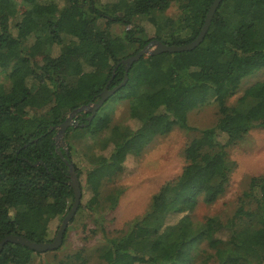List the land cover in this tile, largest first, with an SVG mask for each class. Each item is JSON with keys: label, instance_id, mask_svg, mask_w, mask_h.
<instances>
[{"label": "trees", "instance_id": "trees-1", "mask_svg": "<svg viewBox=\"0 0 264 264\" xmlns=\"http://www.w3.org/2000/svg\"><path fill=\"white\" fill-rule=\"evenodd\" d=\"M212 2L0 0V74L8 80L7 85L0 82V241L9 235L53 241L57 223L74 202L67 164L80 187L86 173L91 197L78 208L90 214V233L103 236L91 250L59 263L6 243L0 264H192L201 244L206 254L196 264H264V174L249 179L229 220L210 217L195 225L191 219L199 198L211 205L224 194L231 171L227 150L250 130L264 129V82H255L227 104L244 78L264 70V0H222L195 49L134 62L126 84L109 100L129 101L138 128L125 135L112 128L98 149L97 163L89 166L72 147L66 152L55 140L65 115L95 103L112 74L109 86L121 83L124 66L114 70L121 60L151 40L169 46L191 43ZM172 6L177 16L162 20L158 14ZM113 25L123 26L120 35L110 33ZM210 101L214 123L185 148L180 175L160 187L140 218L108 237L102 221L117 206L121 190L105 196L103 185L122 173L127 156L142 153L149 138L175 127L195 131L188 114ZM40 109L44 116L37 114ZM79 114L83 129L92 134L109 124L107 115L96 113L89 122L90 113Z\"/></svg>", "mask_w": 264, "mask_h": 264}, {"label": "rangeland", "instance_id": "rangeland-1", "mask_svg": "<svg viewBox=\"0 0 264 264\" xmlns=\"http://www.w3.org/2000/svg\"><path fill=\"white\" fill-rule=\"evenodd\" d=\"M177 14V7L172 6L165 12L158 14V16L165 20L175 18ZM140 20L142 19L139 18L136 22L140 23ZM150 28L151 26L147 24L148 37H152ZM123 30V26L113 25L110 28V33L120 35ZM0 82L5 85L8 84V80L3 77V74H0ZM255 82H264V70L244 78L238 91L228 99L227 104H234L243 91ZM129 110L130 104L127 100L116 101L115 98L108 100L97 113L107 115L109 124L106 129L93 134L84 130L83 124L75 122L74 117H70L73 111L67 114L65 112V120L70 118L71 122L74 121L72 125L67 126L66 130L69 127H74L76 131L74 129L66 133L65 130L61 134L58 129L55 135L56 143L58 147L66 152L68 146L72 147L75 153L91 166L98 162V149L104 140L112 136V128L117 127L118 132L124 135L138 128L139 124L131 119ZM214 113L215 106L210 101L206 106L196 108L188 114V123L195 128V131H186L175 127L167 135L149 138L146 147L139 156L129 155L126 157L122 173L111 182L103 185L102 188V194L105 196L115 190H121L117 206L113 211L105 213V219L102 221L104 232L108 237L117 236L119 232L126 230L134 220L140 218L149 209L151 197L157 193L160 187L180 175L185 166L183 157L185 148L192 139L199 136V130L214 123ZM37 114L44 116L45 109L37 110ZM227 153L231 163V171L225 192L211 205H205L199 198L191 217L195 225L204 223L210 217H217L223 222L229 220L238 206V198L247 188L249 179L264 174V129L255 128L250 130L235 146L230 147ZM85 176L86 173L80 177L81 187L79 185L80 204L83 208L91 197L90 192L85 189ZM60 224L61 221L57 223L58 228ZM93 229L94 225L90 214L85 209L80 211L77 208L66 226L65 239L62 241L61 246L55 251L43 253L44 261L50 260L59 263V261L78 251L91 250L103 242L101 232L95 235L90 233ZM205 248V244L198 247L194 255H199V257L197 261L193 260L192 264L198 263L201 257L206 254V252L201 251Z\"/></svg>", "mask_w": 264, "mask_h": 264}, {"label": "water", "instance_id": "water-1", "mask_svg": "<svg viewBox=\"0 0 264 264\" xmlns=\"http://www.w3.org/2000/svg\"><path fill=\"white\" fill-rule=\"evenodd\" d=\"M221 1L222 0H213V2L211 4V6L209 7L208 12L206 14V18H205V21H204V24L201 28L200 33L191 43H188V44H185L182 46H169V45L163 44L159 40H151L143 49L139 50L134 55L129 56L128 58H126L124 60H121L115 66L114 70H116L119 67V65H124V77H123V80L121 81V83H119L113 89L108 90V85L114 77V75L112 74L111 79L106 83L103 91L99 94V99L97 100V102L94 104H91L92 106H89L90 104H88V105H85L83 107H80L78 110H74L73 114L70 117H75L77 113L79 114L81 112H88V113H90V116L88 118V121L90 122L95 117L97 111L105 103L107 98L112 96L113 94H115L120 88H122L126 84V82L128 80L129 68L132 66V64L134 62L138 61L140 58H142L144 56H155V55H159V54H163V53L188 52V51L195 49L202 42V40H203V38H204V36H205L209 26H210L212 17L215 14V11L217 10ZM73 123H74V121L71 122L70 118L65 120V122H63L59 127L60 133L62 134L66 130L67 126L69 124L72 125ZM74 126H77V125H74ZM67 165L69 167V173H70V178H71L70 184H71L72 189H73L74 202H73V205H72L70 211L63 218V220H62V222L58 228L57 234H56L55 238L53 239V241L48 242V243H35V242H31V241L27 240L26 238H24L22 236L9 235L0 241V252L2 251V249L6 243L18 244V245L27 247L28 249L33 250V251L38 252V253L55 251L61 246L66 226H67L68 222L71 220V218L73 217L75 211L77 210V208L79 206L80 195H81L78 178H77L76 173L73 169V166L71 164H67Z\"/></svg>", "mask_w": 264, "mask_h": 264}, {"label": "flooded vegetation", "instance_id": "flooded-vegetation-1", "mask_svg": "<svg viewBox=\"0 0 264 264\" xmlns=\"http://www.w3.org/2000/svg\"><path fill=\"white\" fill-rule=\"evenodd\" d=\"M123 66H124V65H123ZM109 85H110V83H109ZM109 85H108V90H111V89H113L114 87H116L118 84H117V85H113L112 87H110ZM109 87H110V88H109ZM99 94H100V93H99ZM111 97H112V96H111ZM111 97H110V98H111ZM110 98H108V99L105 101V103L102 105V107L106 104V102H107ZM98 99H99V95H98L97 100H98ZM97 100H96V102H97ZM96 102H95V103H96ZM90 104H94V102H92V103H90ZM102 107H101V108H102ZM101 108H100V109H101ZM79 115H80V114H78V115H76V116L74 117L75 122H77V123H80V121L82 120L81 115H80V116H79ZM88 118H89V117H87L86 119L88 120Z\"/></svg>", "mask_w": 264, "mask_h": 264}]
</instances>
